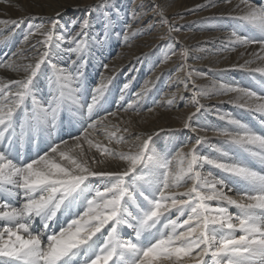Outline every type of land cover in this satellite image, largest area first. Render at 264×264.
<instances>
[{"label":"snow or ice","instance_id":"obj_1","mask_svg":"<svg viewBox=\"0 0 264 264\" xmlns=\"http://www.w3.org/2000/svg\"><path fill=\"white\" fill-rule=\"evenodd\" d=\"M236 7L240 13L236 18L252 25L257 34L241 36L233 31L232 43L259 44L264 52V5L239 0ZM55 27L53 22L52 29L43 33L44 40L40 43L45 50L39 53L35 64L22 66L25 78L10 82L15 89L9 85L0 87L3 98L0 101V198H20L18 205L0 199V222H3L0 223V264H79L78 257H84L82 264H209L205 257H210L212 264H264V172L254 170L246 158L213 160L198 155L194 146L186 155L178 156L181 168L174 172L166 156L151 150L152 138L148 137L129 154L97 146L106 159H120L128 166L123 171H96L84 159L79 136L73 138L77 141L75 145L61 141L50 145L49 151L36 159L21 158L18 145L38 141L43 135L50 138L61 103L66 98L75 103V94L83 86L80 67L86 53L83 37L87 20L82 23L81 31L70 38L74 47L69 50L77 55L73 64L78 66L66 72L52 64L49 81L55 92L47 106L35 103L34 88L40 70L55 54ZM253 55L260 58L259 54ZM253 71L264 75V68ZM73 84L80 87L74 88ZM106 88V84H101L93 90L92 102L87 105L89 117L98 106L103 107ZM227 90L242 94L238 97L244 98L240 107L264 116V95L241 88ZM30 97L34 107L28 111L26 101ZM20 110L24 114L18 119ZM98 123H89L88 129H95ZM230 123L236 126L235 131H217V134L226 137L227 144L234 145L264 168V134L252 131L238 120L230 119ZM114 135H109L110 141ZM203 139L198 138L196 145ZM88 143L91 147L92 142ZM76 149L81 150L77 153ZM49 152L68 161L70 167L58 163ZM222 152L225 157L229 155L228 150L222 149ZM202 162L213 165L226 176L216 178L210 172L203 174L199 170ZM90 177L102 178V187L90 185ZM185 178L192 180V187L180 195L188 198L177 199L171 190L182 186ZM229 180L239 182L240 188L228 187ZM225 189L236 191L239 198L228 195ZM208 201H223L240 212L234 216L222 204L212 206ZM81 206L84 210L76 212L67 227L59 232L46 231L58 213L72 215L73 208ZM173 209L181 215L188 209L187 218L180 223L179 216L172 219L166 215ZM36 218L42 228L34 226ZM106 226L107 235L98 244L97 234L104 236L102 229ZM123 227L131 229L135 238L122 237ZM178 228L186 230L177 231ZM149 236L151 239L145 243Z\"/></svg>","mask_w":264,"mask_h":264},{"label":"bare ground","instance_id":"obj_2","mask_svg":"<svg viewBox=\"0 0 264 264\" xmlns=\"http://www.w3.org/2000/svg\"><path fill=\"white\" fill-rule=\"evenodd\" d=\"M100 1L104 0H0V87L9 85L14 90L15 85H10V82L25 78L22 66L35 64L39 53L45 50L40 43L44 40L43 33L52 29L53 22H56L53 30L55 54L50 63L42 66L34 88L35 103L45 106L55 92V87L50 86L49 81L53 73L51 65L55 64L66 72L78 66L73 64L78 57L69 50L74 47L70 38L81 31L85 20L88 21L83 37L86 53L80 67L83 86L72 85L74 88L80 87L75 94L76 102L66 98L61 103L56 127L52 129L50 138L43 135L38 141H25L23 145H18L21 158L25 161L36 159L48 152L50 145L60 144L61 141H67L69 146L75 145L77 141L73 138L79 136L84 159L93 170L123 171L128 166L126 161L106 159L97 146L115 153L129 154L135 152L144 139L151 137V150L166 156L174 172L181 168L178 156L186 155L194 146L202 157L221 161L246 158L250 166L256 165L259 172H264L257 161L247 157L234 145L227 144L226 140L214 142L220 146L219 152L207 141L216 136L211 130L214 127L218 129L219 124L214 121L224 116L225 124H229V132L236 130V126L230 123L231 119L242 122L250 129L251 126H258L259 132L264 133V124L261 123L264 116L240 107L244 98L238 97L242 94L227 90L241 88L264 95V88H261L264 86V75L253 71L264 68V52L260 45L232 43L233 31L241 36L257 34L252 25L236 18L240 15L236 7L239 0H107L98 5ZM252 2L264 5V0ZM156 7L161 15H158ZM195 12L199 13V18L193 15ZM186 14L191 15L183 18ZM254 53L259 54L260 58ZM246 61L249 63L245 64ZM154 67L156 69L151 70ZM147 72L148 76L142 81L141 76ZM101 84L107 85L102 98L103 107L98 106L89 117L87 105L92 102L93 90ZM221 84L225 87L221 88ZM130 90L133 92L129 95ZM157 95L161 98L154 101L153 97ZM2 99L0 97V101ZM213 102L219 103L213 107L218 117L205 111ZM221 103L227 106V111L222 110L225 105ZM232 103H236L240 110L230 109ZM33 107L34 101L30 97L26 101V108L31 111ZM23 114V110H20L18 119ZM94 121L100 123L96 124L95 129H88V124ZM186 123L189 127H185ZM112 133L115 135L110 141L108 137ZM201 137L204 139L196 145V140ZM222 149L229 151L227 157ZM80 150L76 149V152ZM49 156H54L61 165L70 167L68 161L60 160L55 154L49 152ZM199 170L205 175L210 172L216 178L226 176L213 165L203 162ZM88 183L102 187L104 180L90 177ZM227 183L233 189L240 188L239 182L229 180ZM190 187L192 180L185 178L182 186L172 189L171 193L177 199H187L180 194L186 193ZM227 194L239 198L236 191ZM0 199H8L16 205L20 203L19 197ZM140 199L143 202V198ZM207 203L212 206L222 204L234 216L240 212L223 201ZM83 210L81 206L74 207L72 215L58 213L60 229L67 227L73 215ZM188 211L185 209L181 215L173 209L166 215L172 219L179 216L178 222L182 223ZM35 224L42 226L39 218L35 219ZM182 230L186 228L177 229ZM102 232L106 237L107 226ZM121 235L135 238V233L126 227L121 229ZM97 236L100 237L97 243L102 244L104 238L101 239L99 233ZM150 239L149 236L144 242ZM205 259L212 264L210 257ZM83 260L84 257H81L80 264Z\"/></svg>","mask_w":264,"mask_h":264},{"label":"rangeland","instance_id":"obj_3","mask_svg":"<svg viewBox=\"0 0 264 264\" xmlns=\"http://www.w3.org/2000/svg\"><path fill=\"white\" fill-rule=\"evenodd\" d=\"M107 0H104V1H100L99 3H98V5L99 4H103V3H105ZM130 5L132 4V1L129 3ZM154 5V4H153ZM155 6V5H154ZM154 6H153V8H154ZM129 8V7H128ZM156 10H157V12L159 13L158 15H161V13L159 12L160 10H159V8H155ZM197 14H199V13H194L193 15H196L197 16ZM191 14H186V15H184L183 16V18H188V16H190ZM197 18H199L198 16H197ZM203 18H206V17H204L203 16ZM164 20H166V19H164ZM207 21H209V19L207 20ZM249 36H251V35H249ZM148 55V54H147ZM152 56H154L153 54H151ZM150 55V56H151ZM148 60V59H147ZM154 69H156V67H154V68H151V70H154ZM148 73L149 72H147V73H145V74H143L142 76H141V78H142V81L148 76ZM238 80L240 79L239 78V76H238V78H237ZM236 79V80H237ZM142 81L140 82V84L142 83ZM258 86V85H257ZM139 86H135L134 88H138ZM253 87H256V86H253ZM261 88H264V86H262ZM134 90V89H133ZM132 90H130V92H129V95L130 94H132ZM159 98H161L160 97V95H157V96H155V97H153V100L154 101H157ZM218 102H220V101H218ZM219 103H215V102H213V104H210L209 106H208V108H206V110L205 111H207L206 113H212L214 116H217L218 117V114H214V110L215 109H213V107H214V105H218ZM223 106L225 105L224 103H221ZM227 105H228V103H227ZM231 108H235V109H237L238 108V110H240V107L239 106H236V103H232L231 105H230V109ZM229 109V110H230ZM84 110H85V107H84ZM222 110H225V111H227L228 109H227V106L225 105L224 107H223V109ZM86 111V110H85ZM218 113L219 112H221V111H217ZM223 112V111H222ZM223 114V113H222ZM221 115V114H220ZM225 117V116H224ZM214 122H216V123H218L219 125H218V129H216L215 127L211 130V131H213L214 133H215V135L216 136H213V137H211V138H209V139H207V141H209V143L211 144V147H213V149H215L217 152H219L220 150H221V148H220V146L219 145H217L216 143H219V142H223V141H225L226 140V137H224V136H221V135H218L217 134V130L218 131H229V124H225V120H223V119H220L219 118V120H217V121H214ZM252 127V131H255L256 133H258L259 132V130H258V126H251ZM258 131V132H257ZM258 134H264V133H262V132H259ZM213 138H215L214 140H213ZM214 142H216V143H214ZM191 143V142H190ZM251 167L254 169V170H256V171H258L259 172V169H257V167H256V165H252L251 164ZM225 191H227V189L225 190ZM229 194V193H228ZM69 218V217H68ZM37 228H42V226H37ZM60 231V230H59ZM237 235H239V233L237 234ZM104 237L103 236H101V239H103Z\"/></svg>","mask_w":264,"mask_h":264}]
</instances>
